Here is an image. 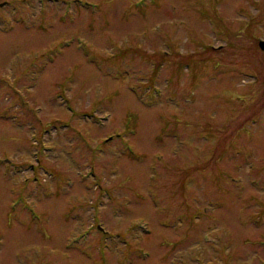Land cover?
<instances>
[{
	"label": "rangeland",
	"instance_id": "obj_1",
	"mask_svg": "<svg viewBox=\"0 0 264 264\" xmlns=\"http://www.w3.org/2000/svg\"><path fill=\"white\" fill-rule=\"evenodd\" d=\"M264 0H0V264H264Z\"/></svg>",
	"mask_w": 264,
	"mask_h": 264
},
{
	"label": "water",
	"instance_id": "obj_2",
	"mask_svg": "<svg viewBox=\"0 0 264 264\" xmlns=\"http://www.w3.org/2000/svg\"><path fill=\"white\" fill-rule=\"evenodd\" d=\"M258 42H259L258 43L259 47L263 49L264 48V39H260Z\"/></svg>",
	"mask_w": 264,
	"mask_h": 264
}]
</instances>
